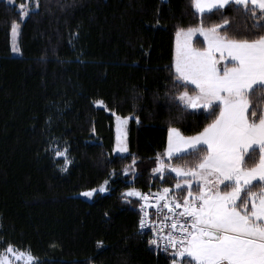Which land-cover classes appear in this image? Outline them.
<instances>
[{"label": "trees", "instance_id": "16d2710c", "mask_svg": "<svg viewBox=\"0 0 264 264\" xmlns=\"http://www.w3.org/2000/svg\"><path fill=\"white\" fill-rule=\"evenodd\" d=\"M38 3L21 20L15 4L0 0V248L10 242L29 249L39 264H171L172 256L159 254L137 232L136 199L122 193L171 188L174 175L152 173L168 128L190 137L213 119L174 99V35L177 28L217 24L221 35H250L254 21L228 7L223 15L206 13L201 24L191 0ZM13 20L20 24L19 56L10 52ZM96 100L109 112L135 117L129 153H111L112 115ZM252 102L264 106L255 94ZM57 147L67 149L64 171L54 157ZM170 162L195 163L190 156ZM131 165L135 174H124ZM105 180L106 194L91 201L76 196Z\"/></svg>", "mask_w": 264, "mask_h": 264}, {"label": "snow or ice", "instance_id": "6c2138e0", "mask_svg": "<svg viewBox=\"0 0 264 264\" xmlns=\"http://www.w3.org/2000/svg\"><path fill=\"white\" fill-rule=\"evenodd\" d=\"M7 2L14 4V0ZM191 3L201 14V24L206 13L220 11L223 15L228 7L247 14L254 23L249 29L251 34L243 36L221 35L219 24L177 28L171 65L173 88L177 90L174 99L182 109H203L213 119L190 137L178 128H168L167 148L163 154H157L152 173L162 179L175 173L174 188L183 192L186 186L188 192L183 203L172 197L167 187L162 193H155L156 214H161L159 205L163 201V208L168 209L164 220L170 221V226L146 220L149 214L142 205L139 234H145L143 230L150 223L153 238L148 243L157 248L163 244L165 251L170 247L171 264H264V109H257L252 102L253 94L264 101V0H191ZM31 4L32 0H28L27 4L18 5L21 19L39 8L38 0L35 9ZM228 23L225 18L224 24ZM19 28V22L13 20L11 32L18 34ZM196 33L204 38L203 48L192 46ZM12 52L18 54L19 47L14 45ZM189 85L194 86L191 93ZM180 88L185 90L179 91ZM112 115L119 133L113 151L126 153L124 129L129 117L119 116L115 111ZM53 150L56 157H64L65 167L61 170H66L70 163L67 149ZM182 156L192 157L195 163L190 167H173L163 161V157L172 160ZM249 160L254 161L251 167L247 165ZM131 171L135 174L134 167ZM107 184L105 180L99 192L107 191ZM96 191L90 189L81 195L91 198ZM133 196L141 201L148 199L147 194L135 188L122 193L123 198ZM164 227H168L166 233ZM2 240L0 237V243ZM21 260L23 264H39L29 249H18L10 242L0 248V264H17Z\"/></svg>", "mask_w": 264, "mask_h": 264}, {"label": "rangeland", "instance_id": "374dc122", "mask_svg": "<svg viewBox=\"0 0 264 264\" xmlns=\"http://www.w3.org/2000/svg\"><path fill=\"white\" fill-rule=\"evenodd\" d=\"M7 1V0H6ZM23 3H28V0H21ZM18 2V1H17ZM15 2V0H14V4L16 5V7H17V9H18V5L20 4V3H22V2ZM13 4V5H14ZM31 7H33L34 8V1L32 0V4H31ZM25 19V18H24ZM24 19H21V20H24ZM17 33H12L11 32V30H10V52H11V54L13 55V56H19L20 55V52L18 53V54H14L13 52H12V47L15 45V46H18V43H17ZM196 39H199L202 43H203V36H200L199 35V33H196L193 37H192V46L193 47H196V48H199V46H197L196 44H194V42L195 41H197ZM176 45H177V36H176V34L174 35V40H173V58H174V54H175V51H176ZM219 54H217V56H218ZM173 63V62H172ZM223 63V62H222ZM190 87H192V89L194 88V86H192V85H189ZM191 93V92H190ZM94 105L97 107V108H102V109H105L106 110V108H105V105H104V103L102 104V105H97V104H95L94 103ZM262 109H264V106H263V108ZM106 112H109V111H107L106 110ZM111 115H112V112H109ZM118 115V114H117ZM119 116H121V115H119ZM127 117H129V120H128V123H127V125H126V127H125V131H126V133H127V135H126V138H125V142H126V144H127V147H128V152H126V153H120L119 151H113V149L114 148H116V146H117V136H118V131H117V122H116V118L112 115V131H113V144H112V147H111V153L113 154V155H125V154H127V153H129V151H130V149H129V126H130V122H131V120H135L136 121V119H135V117L134 116H132V115H126ZM123 117V116H122ZM56 149H59L60 151H64L65 149H63V148H61V147H57ZM166 150V149H165ZM165 150L161 153V154H163L164 152H165ZM54 157L56 158V159H58L59 161H60V168L62 169V167H65V165H64V157H56L55 156V151H54ZM68 158V157H67ZM69 160V159H68ZM163 161H164V163L165 164H171V166H173V167H177V166H175V165H173L171 162H170V160L167 158V157H163ZM68 165V164H67ZM67 165H66V167H67ZM134 166L133 165H131V166H127V167H125L124 168V170H123V173L124 174H131L132 173V171H131V169L133 168ZM129 169L128 170V172L127 173H125V169ZM135 168V167H134ZM168 171H170L169 169H166V172H168ZM172 175H174L175 176V173H171ZM177 182V181H176ZM102 184H104V182H102L100 185H102ZM176 184V183H175ZM174 184V185H175ZM100 185L99 186H97V187H95V189H97V191L96 192H94L93 193V195H92V197L91 198H89V197H86V196H83V195H81V193L82 192H85V191H88V190H85V191H82V192H80V193H78L76 196H78V197H80V198H82V199H84V200H86V201H91L92 199H93V197L95 196V194H106L107 193V191H105V192H99V187H100ZM174 185L171 187V188H169L170 189V193L172 194V195H174L173 193L175 192V191H178L177 189H175L174 188ZM105 188H106V185H105ZM94 189V188H93ZM163 189V188H162ZM162 189H159V191L160 192H162ZM90 190V189H89ZM254 190H256V191H258V189H254ZM194 191H198V189H194ZM187 192H188V189H187V187L185 186L184 187V194L185 195H187ZM135 196H133L132 198H134ZM6 247V246H5ZM17 264H23V261L21 260V261H19V262H17Z\"/></svg>", "mask_w": 264, "mask_h": 264}, {"label": "built area", "instance_id": "2783aa9c", "mask_svg": "<svg viewBox=\"0 0 264 264\" xmlns=\"http://www.w3.org/2000/svg\"><path fill=\"white\" fill-rule=\"evenodd\" d=\"M144 194L148 195V199L145 201H141V199L139 197H134L136 199L137 202V208H138V212H139V220H138V224H137V232L140 233V228H139V221L141 218V215H143V213H141V206L143 205L146 209V212L149 214L146 217V220H152V221H157L158 224H160V222H164V224H167L170 226V221H165L164 220V214H168V209L167 208H163V201L160 202L159 207L161 208V214L159 216H157L156 214V207L155 205V193L160 192V191H140ZM162 193V192H161ZM186 195H183L181 197H176L174 195H172V197H174L175 199L179 200L180 203H183V197ZM163 226V225H161ZM145 234H143L142 236L145 237L147 243L150 239L153 238V233H152V225L150 223L146 224V228L143 230ZM168 231V227H164V232L166 233ZM141 235V234H140ZM159 254L162 255H170L172 253V249L169 247L167 251L164 250L163 244L160 245L159 248H157L156 245H151Z\"/></svg>", "mask_w": 264, "mask_h": 264}, {"label": "crops", "instance_id": "0c3cea01", "mask_svg": "<svg viewBox=\"0 0 264 264\" xmlns=\"http://www.w3.org/2000/svg\"><path fill=\"white\" fill-rule=\"evenodd\" d=\"M203 47H204V46H203ZM167 141H168V134H167ZM166 148H167V142H166ZM166 148H165V149H166Z\"/></svg>", "mask_w": 264, "mask_h": 264}]
</instances>
